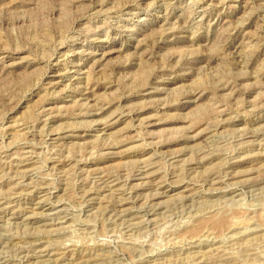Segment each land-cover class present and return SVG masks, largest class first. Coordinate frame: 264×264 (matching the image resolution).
I'll use <instances>...</instances> for the list:
<instances>
[{
  "label": "rangeland",
  "instance_id": "374dc122",
  "mask_svg": "<svg viewBox=\"0 0 264 264\" xmlns=\"http://www.w3.org/2000/svg\"><path fill=\"white\" fill-rule=\"evenodd\" d=\"M0 173L5 264H264V0H0Z\"/></svg>",
  "mask_w": 264,
  "mask_h": 264
},
{
  "label": "bare ground",
  "instance_id": "6f19581e",
  "mask_svg": "<svg viewBox=\"0 0 264 264\" xmlns=\"http://www.w3.org/2000/svg\"><path fill=\"white\" fill-rule=\"evenodd\" d=\"M196 2V1H195ZM192 3V2H191ZM160 4V3H159ZM160 6V5H159ZM159 15V14H158ZM158 17V16H157ZM66 59V58H65ZM57 65V64H56ZM81 70V69H80ZM74 71V70H73ZM69 72V71H68ZM75 73H80V71H79V69L77 70V72L76 71H74ZM63 75V74H62ZM76 87V86H75ZM80 90V89H79ZM87 90V89H86ZM80 92V91H79ZM79 94H85V93H83V91H81ZM85 97V96H84ZM89 97V96H88ZM88 99V98H87ZM87 101V100H86ZM85 106V105H84ZM90 106V105H89ZM97 111H98V109H97ZM86 112V111H85ZM93 128V127H92ZM94 130H98V131H101L100 129H94ZM103 131V130H102ZM101 131V132H102ZM253 138V137H252ZM257 139V138H256ZM252 142V141H251ZM255 142V141H254ZM240 144V143H239ZM232 150V149H231ZM29 152V151H28ZM28 152H23V154L24 155H26ZM23 155V156H24ZM209 155V154H208ZM16 156V155H15ZM22 156V158L20 157L19 159H18V164L16 163V164H14V166H15V169H13L14 171H15V174L17 173H19V172H22V171H20V170H22V169H18V168H16V167H19L20 166V162H19V160L21 161V163L23 162V161H28V159H29V156H24L23 157ZM17 162V161H16ZM165 162V161H164ZM168 162V161H167ZM143 165V164H142ZM146 166V165H145ZM144 166V167H145ZM21 167V166H20ZM28 168V167H27ZM168 168V167H167ZM173 168V167H172ZM18 169V170H17ZM135 169V168H134ZM3 170H5V169H3ZM168 170V169H167ZM31 171V170H30ZM77 171V170H76ZM138 171L140 172L138 175H142L143 173L141 172V170L140 169H138ZM138 171H137V173H138ZM2 172V171H1ZM14 173V172H13ZM1 174V173H0ZM3 174V173H2ZM16 174V175H17ZM20 174V173H19ZM4 175V174H3ZM25 175V174H24ZM34 175V174H33ZM80 175V174H79ZM126 176H127V174H126ZM146 176H148V175H146ZM142 177H143V175H142ZM144 177H145V175H144ZM143 177V178H144ZM29 178V177H28ZM7 179V178H6ZM78 180V179H77ZM106 180V179H105ZM206 180V179H205ZM215 180V179H214ZM97 181V180H96ZM95 182V181H94ZM20 183V182H19ZM19 183H17V184H19ZM106 183V182H105ZM203 183V182H202ZM21 184V183H20ZM44 184V183H43ZM42 184V185H43ZM46 184V183H45ZM112 184V183H111ZM212 184H213V182H212ZM27 185V184H26ZM105 185V184H104ZM126 185V184H125ZM20 186V185H19ZM114 185H110V184H106L105 185V187L104 188H107V187H109L110 189L113 187ZM121 186V185H120ZM128 186V185H127ZM197 186V185H196ZM18 187V186H17ZM99 188V187H98ZM127 188V187H126ZM129 188V187H128ZM108 189V188H107ZM110 189H109V191H110ZM101 190V189H100ZM112 190H115V189H112ZM112 190H111V192H112ZM48 192V191H47ZM132 193V192H131ZM15 194V193H14ZM88 194H89V192H88ZM84 195V194H83ZM156 195V194H155ZM159 195H162V193L161 194H159ZM43 196V195H42ZM99 196V195H98ZM88 197V196H87ZM113 197V196H112ZM116 197V196H115ZM19 198V197H18ZM182 198V197H181ZM184 198V197H183ZM49 200V199H48ZM78 200V199H77ZM122 200V199H121ZM82 201V200H81ZM177 201V200H176ZM122 202H123V200H122ZM14 203V202H13ZM51 203V202H50ZM54 204V203H53ZM83 204V203H82ZM156 204V203H155ZM149 208V207H148ZM150 210V209H149ZM138 211V210H137ZM70 212V211H69ZM121 212V211H120ZM41 213V212H40ZM116 213V212H115ZM147 213V212H146ZM200 213V212H199ZM212 213V212H211ZM66 214V213H65ZM150 214V213H149ZM152 214H154V212L152 213ZM157 215V214H156ZM64 216V215H63ZM70 216V215H69ZM43 217V216H42ZM46 217V216H45ZM128 217V216H127ZM144 217V216H143ZM153 217V216H152ZM61 220V219H60ZM149 220H151V219H149ZM144 221V220H143ZM154 222V221H153ZM158 222V221H157ZM45 226V225H44ZM151 226V225H150ZM75 227V226H74ZM257 229V228H256ZM73 230V229H72ZM251 232H253V231H251ZM52 233V232H51ZM87 235V234H86ZM233 236V235H232ZM20 239V238H19ZM214 239V238H213ZM26 241V240H25ZM31 241V240H30ZM40 240H38V242H39ZM74 241V240H73ZM32 242V241H31ZM39 244V243H38ZM77 244H78V242H77ZM211 244V243H210ZM188 245V244H187ZM22 246V245H21ZM106 246V245H105ZM230 246V245H229ZM19 248V247H18ZM26 249V248H25ZM188 251V250H187ZM220 251V250H219ZM22 253V252H21ZM197 253V252H196ZM220 253V252H219ZM226 253V252H225ZM71 254V253H70ZM204 254H205V252H204ZM88 255V254H87ZM158 255V254H157ZM47 256H49L48 254H47ZM155 256V255H154ZM31 256H27L26 258H25V256H24V258H25V262H28L29 261V258H30ZM201 257H206V255H201ZM208 257V256H207ZM206 257V258H207ZM82 258V257H81ZM200 258V257H199ZM23 259V258H22ZM90 259V258H89ZM2 260V259H1ZM0 260V261H1ZM94 260V259H93ZM97 260V259H96ZM209 260V259H208ZM211 260V259H210ZM224 260V259H223ZM23 261V262H24ZM55 259L53 260V258H51V257H49V258H47L45 261H43V262H41L42 264H52V263H55ZM85 261V260H84ZM99 261V260H98ZM202 261V260H201ZM204 261H205V259H204ZM5 262L6 261H1L0 262V264H5ZM83 262V261H82ZM90 262V261H89ZM33 263V262H32ZM188 263V262H187ZM30 264V263H29ZM83 264H85V262H83Z\"/></svg>",
  "mask_w": 264,
  "mask_h": 264
}]
</instances>
